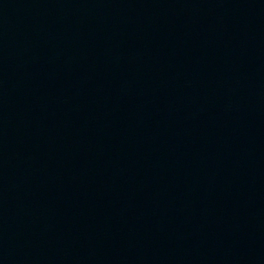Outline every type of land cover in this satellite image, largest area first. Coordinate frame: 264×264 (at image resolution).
Masks as SVG:
<instances>
[{
  "label": "water",
  "instance_id": "95a60500",
  "mask_svg": "<svg viewBox=\"0 0 264 264\" xmlns=\"http://www.w3.org/2000/svg\"><path fill=\"white\" fill-rule=\"evenodd\" d=\"M0 264H264V0H0Z\"/></svg>",
  "mask_w": 264,
  "mask_h": 264
}]
</instances>
